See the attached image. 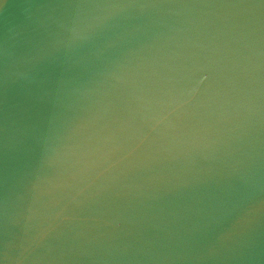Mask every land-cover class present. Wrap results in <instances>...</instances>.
Segmentation results:
<instances>
[{"label":"water","instance_id":"95a60500","mask_svg":"<svg viewBox=\"0 0 264 264\" xmlns=\"http://www.w3.org/2000/svg\"><path fill=\"white\" fill-rule=\"evenodd\" d=\"M0 264H264V0H0Z\"/></svg>","mask_w":264,"mask_h":264}]
</instances>
